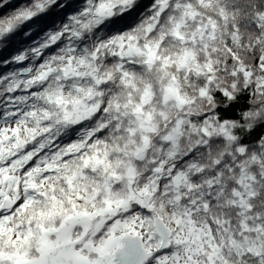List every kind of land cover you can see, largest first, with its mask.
I'll return each instance as SVG.
<instances>
[{
  "label": "snow or ice",
  "instance_id": "6c2138e0",
  "mask_svg": "<svg viewBox=\"0 0 264 264\" xmlns=\"http://www.w3.org/2000/svg\"><path fill=\"white\" fill-rule=\"evenodd\" d=\"M3 8L0 264H264V0Z\"/></svg>",
  "mask_w": 264,
  "mask_h": 264
},
{
  "label": "trees",
  "instance_id": "16d2710c",
  "mask_svg": "<svg viewBox=\"0 0 264 264\" xmlns=\"http://www.w3.org/2000/svg\"><path fill=\"white\" fill-rule=\"evenodd\" d=\"M20 2H21V0H16V3H17V4H19ZM144 2H145V3H148L149 0H144ZM9 11H11V8H3V9H0V15H3V14H5V13L9 12ZM25 27H27V26H25ZM5 54H6V55H11L12 52H11V50H9V51L6 52ZM0 71H3V69H0Z\"/></svg>",
  "mask_w": 264,
  "mask_h": 264
}]
</instances>
